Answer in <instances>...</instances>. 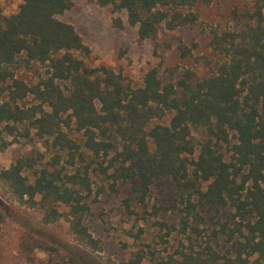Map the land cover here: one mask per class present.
I'll return each mask as SVG.
<instances>
[{
  "label": "trees",
  "instance_id": "16d2710c",
  "mask_svg": "<svg viewBox=\"0 0 264 264\" xmlns=\"http://www.w3.org/2000/svg\"><path fill=\"white\" fill-rule=\"evenodd\" d=\"M86 1L124 11L139 41H155L162 28L172 31L196 23L192 8L209 0ZM72 4V0H21L17 13L0 22V127L7 121L28 124L39 136L49 138L52 148L66 153L71 166L75 156L84 161L81 148L95 157L106 156L114 135L121 141L117 159L130 163L115 178L136 180L140 203L154 182L170 179L186 215H195L197 207L215 213L221 208L232 211L241 241L235 257L223 258L224 264H264L263 0H254L251 11L237 17L244 22L240 29L213 33L211 47L222 62L210 76L193 81L194 74L187 70L176 83H162L158 70L151 69L139 88L125 84L110 69L89 68L74 56H88L89 48L71 24L56 18ZM114 24L120 27L121 21L116 19ZM177 52L181 58L190 55L182 45ZM19 59L47 67L36 86L15 78L11 68ZM58 82L68 83L69 88L64 91ZM28 96L39 104L21 105ZM167 113L171 117L166 125L148 128ZM69 119L83 135L82 146L62 131L70 125ZM192 128L208 137L196 159ZM223 144L230 146L229 161L220 153ZM59 163V157H54L50 169L39 168L29 179L23 172L33 170L35 162L20 158L0 178L18 199L40 207L45 223L60 217L59 205L67 207L71 230L90 238L82 226L91 194L88 167L68 174L58 169ZM198 182L208 183L205 190L195 189ZM191 190L196 202L191 201ZM187 227L185 221L183 232ZM234 237L230 234L228 240ZM253 256L256 260L250 263ZM219 259L215 253L207 258L183 255L175 264H214ZM141 260L138 256L125 264Z\"/></svg>",
  "mask_w": 264,
  "mask_h": 264
},
{
  "label": "rangeland",
  "instance_id": "374dc122",
  "mask_svg": "<svg viewBox=\"0 0 264 264\" xmlns=\"http://www.w3.org/2000/svg\"><path fill=\"white\" fill-rule=\"evenodd\" d=\"M253 1L197 3L192 8L196 23L172 31L162 28L155 41H139L137 29L128 25L124 11L114 12L111 7H101L95 2L72 0L70 10L56 18L71 24L89 48L88 56L74 53L75 57L89 68L110 69L120 75L125 84L139 88L151 69L158 70L162 83H176L187 70L194 74L193 81L210 76L222 62L211 47L213 33L240 29L244 22L237 17L250 12ZM20 4L21 0H0V22L16 14ZM116 19L121 21L120 27L114 24ZM179 45L190 50L187 58L179 57ZM11 69L16 79L34 87L45 77L47 67L19 59ZM57 84L64 91L69 88L68 83ZM38 104L35 98L28 96L21 105ZM170 117L171 113H167L162 120L151 121L148 128L166 125ZM69 120L70 125L62 131L82 146L83 135ZM26 133L28 137L24 136ZM190 139L196 159L201 143L208 137L203 130L192 128ZM50 141L28 124L2 123L0 173L20 158H32L35 162L33 170L23 172L29 179H33V171L39 168L50 169L54 157H59L58 169L64 173H72L77 168L82 173L87 166L91 194L86 199L88 211L82 215V226L90 238L71 230L67 207L59 205L60 217L45 223L44 211L30 205L26 198L18 199L0 178V264H125L138 256L142 258L140 264H175L181 262L183 255L207 258L212 253L220 257L214 264H224L223 258L235 257L241 238L235 233L237 227L232 211L221 208L215 213L206 207H197L195 215L198 216L186 215L181 212L184 204L179 203L170 179L154 182L140 203L136 180L115 178L120 168L130 163L122 164L117 159L121 141L114 135L109 139L112 148L106 156L95 157L81 148L84 161L75 156L74 166L69 164L66 153L51 147ZM220 147L223 159L229 161L230 146ZM207 184L198 182L195 189L205 190ZM190 193L193 194L191 201L196 202L194 190ZM185 221L188 227L183 232ZM230 234H235L231 241L228 240ZM254 260L256 257H251L250 263Z\"/></svg>",
  "mask_w": 264,
  "mask_h": 264
}]
</instances>
